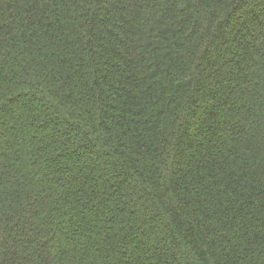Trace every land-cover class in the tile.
Listing matches in <instances>:
<instances>
[{"label":"trees","instance_id":"1","mask_svg":"<svg viewBox=\"0 0 264 264\" xmlns=\"http://www.w3.org/2000/svg\"><path fill=\"white\" fill-rule=\"evenodd\" d=\"M0 264H264V0H0Z\"/></svg>","mask_w":264,"mask_h":264}]
</instances>
